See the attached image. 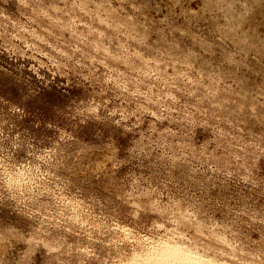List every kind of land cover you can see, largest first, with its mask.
<instances>
[{
    "label": "rangeland",
    "instance_id": "rangeland-1",
    "mask_svg": "<svg viewBox=\"0 0 264 264\" xmlns=\"http://www.w3.org/2000/svg\"><path fill=\"white\" fill-rule=\"evenodd\" d=\"M0 264H264V0H0Z\"/></svg>",
    "mask_w": 264,
    "mask_h": 264
},
{
    "label": "bare ground",
    "instance_id": "bare-ground-1",
    "mask_svg": "<svg viewBox=\"0 0 264 264\" xmlns=\"http://www.w3.org/2000/svg\"><path fill=\"white\" fill-rule=\"evenodd\" d=\"M176 253H177V252H176ZM176 253H175V254H176Z\"/></svg>",
    "mask_w": 264,
    "mask_h": 264
}]
</instances>
